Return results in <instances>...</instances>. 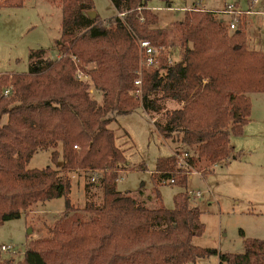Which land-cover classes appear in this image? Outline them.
<instances>
[{
	"label": "trees",
	"instance_id": "obj_1",
	"mask_svg": "<svg viewBox=\"0 0 264 264\" xmlns=\"http://www.w3.org/2000/svg\"><path fill=\"white\" fill-rule=\"evenodd\" d=\"M110 1L116 13L101 18L93 0H59L58 55L41 60L44 50H32L29 71L0 72V224L38 200L65 198L50 234L30 239L16 262L0 248V264H188L210 254L218 255L219 264H264V238H244V251L237 253L194 244L204 223L187 189L175 194L173 208L161 201L150 206L118 189L127 158L109 126L117 114L139 105L158 111L161 99L179 102L158 128L177 143L156 158L153 180L174 178L186 186L192 168L205 173L232 155L231 135L249 120L248 93L264 90V50L248 46L244 19L229 29L215 8H185L166 30L152 26L158 16L151 0ZM140 39L161 47L157 62L140 63ZM173 40L181 55L170 63L166 48ZM78 68L90 75L101 102L77 77ZM56 145L61 170L97 173L100 202L87 198L76 207L69 175L52 165L26 167L39 147ZM182 153L186 164L180 166ZM58 154L52 149L51 159ZM155 193L159 197L157 188Z\"/></svg>",
	"mask_w": 264,
	"mask_h": 264
},
{
	"label": "rangeland",
	"instance_id": "obj_2",
	"mask_svg": "<svg viewBox=\"0 0 264 264\" xmlns=\"http://www.w3.org/2000/svg\"><path fill=\"white\" fill-rule=\"evenodd\" d=\"M2 1L0 72L29 71L32 50H44L41 60L46 56L56 57L59 52L57 40L61 35V4L57 0H23L21 5H1ZM196 1L170 0L171 7H166V2L152 0L159 5L156 11L151 9L158 16L155 27L172 28V22L183 17L184 9L181 6L184 5L221 8L227 2L237 0H206L203 2L206 6ZM246 1L241 0V6L247 7ZM93 2L94 12L101 18L116 13L110 0ZM222 17L227 18L226 15ZM245 18L248 17L245 15ZM248 20L251 34L255 37V40H250V47L264 48V22ZM169 47L166 50L170 53L171 62L179 60L176 41L173 40ZM91 95L102 101V94L95 89ZM248 95L251 99L249 120L240 134L231 135L232 155L223 162L210 165L205 173L192 168L186 186L170 182L169 178H162L156 183L153 180L156 158L173 152L177 143L173 142L172 137H165L158 128L167 122L168 111L178 106L179 102L161 99L158 111H146L139 105L130 112L117 114L109 126L115 132L116 143L122 148L127 161L126 168L119 171L116 187L131 192L150 206L159 205L161 201L168 208L175 206L174 196L178 191H199L198 197L189 198L191 204H197L201 209L200 219L204 223L203 232L193 237V243L199 246L237 253L244 251V238H264V90L252 91ZM52 149L59 151L55 161L51 159ZM60 150L59 145L39 147L27 161L26 167L52 165L61 174L69 175V198L76 207H83L87 198L100 202L102 188L95 181L97 173L93 174L95 179L91 180L92 171L87 169L61 170ZM178 165L183 166L179 161ZM156 188L159 197L155 193ZM64 210L63 196L38 200L27 212L1 223L0 244L11 246L10 252H2L3 256L12 258L14 262L20 260L29 240L49 235V227ZM188 264H219V258L217 254H210Z\"/></svg>",
	"mask_w": 264,
	"mask_h": 264
},
{
	"label": "built area",
	"instance_id": "obj_3",
	"mask_svg": "<svg viewBox=\"0 0 264 264\" xmlns=\"http://www.w3.org/2000/svg\"><path fill=\"white\" fill-rule=\"evenodd\" d=\"M199 2V0H197ZM259 2H262L264 4V0H252L251 4H249L250 6L247 7H243L241 5H239L236 2H227L223 7L221 8H216L214 9L220 16L226 15L227 18H225V21L228 24L229 29H235L237 24L239 22H241L244 18L245 15L253 13V12H258L260 14H262L264 16V7L262 9H253L252 5L258 4ZM188 8H199L197 6H193V7H188ZM120 15L123 14V12H119ZM139 46H140V51H141V59H140V63L146 65L152 64L157 62V55H158V51L159 49H161V47H156L153 46L148 39H140L139 40ZM169 48V47H167ZM162 49H165V47H162ZM167 56V61L171 63V56L170 54L167 52L166 53ZM77 77L79 79L85 80L89 83V91L91 93V91L93 90V85H92V81L90 78V75L85 73L84 71H82L81 69H77ZM134 83L135 85L139 86L141 83V79L140 77H137L136 79H134ZM136 93L139 92V89H135ZM5 92H8V88L5 89ZM186 155V153H182L179 156V162L181 165H185L186 162L184 161V156ZM95 177L94 175L91 176V180H94ZM170 182L174 181V178H169ZM200 195V192H189V198H196ZM0 248L3 252H10L11 251V246L9 244H5V243H1L0 244Z\"/></svg>",
	"mask_w": 264,
	"mask_h": 264
},
{
	"label": "crops",
	"instance_id": "obj_4",
	"mask_svg": "<svg viewBox=\"0 0 264 264\" xmlns=\"http://www.w3.org/2000/svg\"><path fill=\"white\" fill-rule=\"evenodd\" d=\"M58 2H59V0H57ZM152 1V0H151ZM150 1V5H151V9H153V10H157V8H159V5H156L155 3H153V2H151ZM199 1H201V3H203L204 1H206V0H199ZM194 2H195V0H194ZM197 2V1H196ZM234 2H236V3H238L239 5H241V0H237V1H234ZM247 2V1H246ZM59 4H60V2H59ZM203 5L204 6H206V4H204L203 3ZM248 6H250L249 4H248ZM253 6V9H256V10H258V9H262L263 7H264V4L262 3V2H259L258 4H255V5H252ZM166 7H171V6H166ZM188 7H190V6H186V5H184V6H181V9H184L185 10V8H188ZM207 8H215L216 9V7H213V6H206ZM218 8V7H217ZM246 17H248V18H250L252 21H254V20H258V23H262V22H264V16L262 15V14H260V13H258V12H253V13H250V14H247L246 15ZM248 18L246 19H244V21H245V25H246V30L247 29H249V31L248 32H246V34H247V42H248V46L250 47V40H255V37H254V35L253 34H251V31H250V29H251V25L248 23L249 22V20H248ZM178 20V19H177ZM260 21V22H259ZM252 24H254V23H252ZM152 26H155V23L154 24H152ZM252 38V39H251ZM170 48V47H169ZM168 48V49H169ZM251 48H253V49H263L264 50V48H261V47H251ZM169 53V52H168ZM170 54V53H169ZM179 54H180V50H179ZM181 55V54H180ZM180 58V57H179Z\"/></svg>",
	"mask_w": 264,
	"mask_h": 264
}]
</instances>
